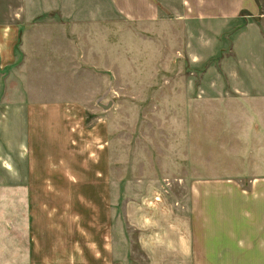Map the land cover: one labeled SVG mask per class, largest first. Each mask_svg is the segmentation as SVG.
Returning a JSON list of instances; mask_svg holds the SVG:
<instances>
[{
	"label": "rangeland",
	"instance_id": "obj_1",
	"mask_svg": "<svg viewBox=\"0 0 264 264\" xmlns=\"http://www.w3.org/2000/svg\"><path fill=\"white\" fill-rule=\"evenodd\" d=\"M46 1L33 3L43 7ZM91 13L85 10L84 18ZM81 30L84 40L108 33L113 51L82 60L84 89L66 94L68 143L61 154L49 155L57 160L49 163L50 172L38 156L30 184L11 187L2 161L0 243L34 242L51 264H162L161 249L177 228L189 225L184 180L222 177V130L236 125L228 120L250 114V105L217 75L202 76L207 67H222L220 54L195 42L192 66L184 51L186 27L145 32L117 19L108 31ZM100 72H108V80L99 79ZM10 76L7 71L5 81ZM52 93L58 91L39 89L33 96Z\"/></svg>",
	"mask_w": 264,
	"mask_h": 264
},
{
	"label": "crops",
	"instance_id": "obj_2",
	"mask_svg": "<svg viewBox=\"0 0 264 264\" xmlns=\"http://www.w3.org/2000/svg\"><path fill=\"white\" fill-rule=\"evenodd\" d=\"M44 4L0 0V166L4 161L10 170L7 184L28 186L40 163L38 156L51 171L49 163L57 160L49 155L61 154L68 143L66 94L84 89L82 60L93 53L108 58L113 51L108 33L84 40L82 26L108 31L118 19L145 32L167 25L186 27L190 36L184 37V51L192 66L195 42L199 48L207 47L206 52L220 54L222 67H207L202 76L217 75L223 87L233 85L251 110L228 120L236 124L234 131L222 130V151L227 156L222 158V177L184 180L190 187L189 225L177 228L170 245L161 249L166 253L160 254L161 263L264 264V0H90V4L47 0ZM88 8L92 13L84 18ZM36 21L44 23L39 34L33 32ZM171 37L173 43L174 34ZM85 75L91 76L88 71ZM104 75L108 80V72L97 73L99 79ZM40 77L44 82L38 81ZM45 88L58 94L33 96ZM36 247L34 242L0 243V264H51L50 256H39Z\"/></svg>",
	"mask_w": 264,
	"mask_h": 264
},
{
	"label": "water",
	"instance_id": "obj_3",
	"mask_svg": "<svg viewBox=\"0 0 264 264\" xmlns=\"http://www.w3.org/2000/svg\"><path fill=\"white\" fill-rule=\"evenodd\" d=\"M103 108H107V106H103Z\"/></svg>",
	"mask_w": 264,
	"mask_h": 264
}]
</instances>
